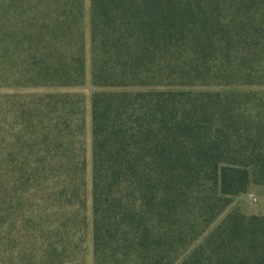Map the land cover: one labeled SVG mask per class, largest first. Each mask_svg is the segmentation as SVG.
Wrapping results in <instances>:
<instances>
[{
    "label": "trees",
    "instance_id": "trees-1",
    "mask_svg": "<svg viewBox=\"0 0 264 264\" xmlns=\"http://www.w3.org/2000/svg\"><path fill=\"white\" fill-rule=\"evenodd\" d=\"M86 16L0 0V264H264V0Z\"/></svg>",
    "mask_w": 264,
    "mask_h": 264
},
{
    "label": "rangeland",
    "instance_id": "rangeland-1",
    "mask_svg": "<svg viewBox=\"0 0 264 264\" xmlns=\"http://www.w3.org/2000/svg\"><path fill=\"white\" fill-rule=\"evenodd\" d=\"M85 10L87 14L86 18H88L89 0H85ZM87 71H88L87 75L89 80V75H90L89 60L87 62ZM92 90L93 89L89 85V83H87L84 88L77 89V91L83 92L86 95V111H87L88 128L90 127V95L92 93ZM88 160L90 162V141H89V149H88ZM232 210H239L242 213L248 215L251 214L264 215V188L260 186H253L250 188V190L247 193L234 197L232 203L222 213L221 217H223L227 212ZM220 218L217 219V221L220 220ZM86 264H92L90 247L88 248Z\"/></svg>",
    "mask_w": 264,
    "mask_h": 264
}]
</instances>
